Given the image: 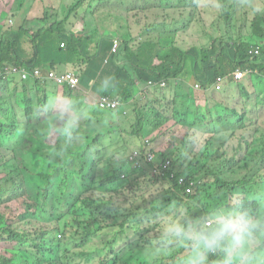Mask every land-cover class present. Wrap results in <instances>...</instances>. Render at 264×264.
Here are the masks:
<instances>
[{
	"label": "trees",
	"instance_id": "16d2710c",
	"mask_svg": "<svg viewBox=\"0 0 264 264\" xmlns=\"http://www.w3.org/2000/svg\"><path fill=\"white\" fill-rule=\"evenodd\" d=\"M163 1L152 0L151 4L147 7L156 9L153 10L156 12L160 7V2L162 3ZM247 1L251 3L253 0ZM121 2L122 0H70L69 4H61L56 7H54L53 3L39 5L43 16L38 19L39 27H35L36 30L34 31L33 38H50L51 40L62 41L61 44L64 43V47L59 46L57 51L69 53L71 56L78 55L80 62L85 61L84 56L89 40L83 32L75 33L72 31L74 27V23L71 21L73 17L72 11L74 8H78L80 10L79 13H85L87 9H90L110 20L119 18L125 20L121 16ZM217 4L220 6L224 26L221 28L217 24L218 30L214 27L210 28L213 36L218 38V42L213 47L211 46L212 44L207 47H203L202 44L197 46L201 47L200 51L196 47L188 50L182 46H176L175 36L178 30L185 29L188 26L186 22L173 19L172 21H177V31L176 35L171 37L175 26L172 23L166 22V9H160L163 11L161 17L165 21L162 24L153 23L151 28H149L151 21L155 20L159 16V13L153 16L150 15V10L145 11L144 25L137 34L129 26H127V30L118 33L121 39L120 48L117 54L110 57L111 61L109 58L107 62L108 64L110 61L114 66L112 73L113 84L109 85L105 94H112V92L119 89L122 83H126L123 87L125 89L123 91L125 97H119L121 103L126 104L127 100H129L127 96L131 95L130 89L134 84L145 82L147 85L149 81L159 82L162 80L169 82L170 80L185 77L186 59L188 57H192L200 64L199 67L192 68V72L196 75V78L191 76L189 80H194L195 84H200L201 88L205 91L211 87L218 76L226 75L237 68L246 69L250 67L264 71V61H259V59H255L249 63L246 61L248 57L247 51L253 46H258L260 51L264 53V8H261V11L259 10L260 12L257 11V13L253 11V18L248 29L245 23L237 25L235 22L239 18V9H242L244 12L247 11L238 0H217ZM68 6L70 7L68 8ZM177 12L181 14L187 12L189 17L199 16L200 14L199 8L196 7L178 6ZM179 25H183V27ZM34 26L36 24L30 25V27ZM0 28H3V25H0ZM6 32L10 34V36L8 35L9 40L11 38L17 40L11 29H7ZM26 32L23 28L20 29L22 38H24ZM99 42L102 43L103 48L108 47L109 51H111V38L105 37L100 39ZM13 46V41H9L7 44L4 42V33H2L0 36V56H2L3 52L9 55V50ZM38 51L40 52V49ZM121 59L127 60L124 66L120 65ZM1 65L2 62H0V68ZM24 66L29 69L33 67V62L27 63ZM128 66L139 70L137 76H132L129 73ZM108 70L103 69V73H106ZM255 76H257L255 77L256 81L258 79L260 82V87L255 92L248 90L242 83L243 81L239 83L242 89L236 95L234 105L232 104L229 107V112L237 117V121L234 124L229 123V114L221 98L215 96L217 103L211 106H207L205 103L198 106L196 105V99L192 100L193 105L201 113V119L196 125V130L210 135L207 143H203L206 146L202 153L204 157H201L200 154L196 155L194 162L180 168L177 172L173 169L175 160L182 155L180 147L162 152L158 157L153 156L151 161H148L147 154H145V159L141 158L140 153L137 156L129 155L126 157V165L136 163L140 165L141 169H150L154 175H159V172L156 170L162 171L160 173L161 179L152 177L148 170H142L139 174L129 178H120V174L124 172V167L116 171L117 174L114 171L107 177L100 176L103 172L88 175L79 169L78 177L81 179V182L87 181V184L91 187L79 195L82 200L84 197L85 206L89 209L104 207L106 212L108 210L113 211L118 216L124 217L123 223L130 219L135 223V225H132L139 231L142 227L141 223L148 220L151 215L149 212H144L141 209L128 213L122 211L121 208L124 206H132L133 204L140 206L134 200L130 201L125 197H120L119 195L125 194L122 191H137L146 201V205L148 202L156 203L179 194L180 197L184 195L188 196L189 200L192 199L188 211L189 216L196 218L205 217L209 221L208 224H211L212 219L210 218L212 215L224 207L223 193L235 190L237 188L236 185H241L245 189L253 188L252 180L255 174L264 171V108L261 109L259 107L254 111L256 119H252L253 115H248L244 110V106L249 99H255L257 106H264V79L258 75ZM27 80H25L27 82L14 81L25 84L22 85L25 91L21 95V102L10 98L3 99L0 102V239H4L9 245V247L5 248L4 253H0V264H94L95 254L100 249L107 251L108 255L107 258H102L97 264H127L130 244H119L117 246L105 231L100 230L91 236L89 231H85L84 228L82 231V234L89 235L83 237V243L88 240H93V242L99 241L100 246L97 250H79L76 258L64 257L62 251L59 255L53 254L54 246L58 245V243L56 235L52 234L55 230H60L59 224L61 218L54 212V209L58 208L57 202L48 193L53 184L52 178L54 172L66 169L64 165L70 162L68 155L76 150L77 142L73 136L72 139H68L67 133L73 128L69 126L68 117L57 113L53 107H50L49 121L38 130L41 135L40 141L45 140L50 127L56 124H60L61 126L53 127L59 133L55 143L52 145L44 143L47 148V154L44 156L46 159L38 158L36 154L39 155L40 153L34 154L31 151H27L25 147H4V143L14 134L25 133L33 136L31 116L34 114V109L33 101L29 97V87L39 90L42 83L34 78ZM61 87L64 90L63 97L69 99L70 102L84 100L82 95L75 93L79 90L80 85L78 87H71L69 84H64ZM211 94H214V92L211 91ZM16 107L20 108L21 116L16 114ZM96 107L89 111L90 117L88 119L90 122L97 114L106 111V109L100 107L99 100H97ZM94 114L95 116H93ZM178 114L176 112L173 116L181 124L180 119L182 115ZM245 114L250 117L253 124H250L245 119ZM259 114H261V117ZM183 116L186 117L187 114L184 113ZM142 122L143 117L138 119L139 125ZM164 126L165 124L160 122L156 131L161 130ZM119 130L120 128L117 126L108 140L101 141L96 151L91 148L95 140L87 136L85 140L88 148H90L87 149V156L95 160L98 165H101L106 153L112 154L113 148H119L117 153L127 150L121 135L116 132ZM253 134L262 138L259 145L260 151L256 155L247 152L242 157H237L228 152L229 148L233 150L235 146L241 147L244 143L250 146L249 137ZM32 139L34 140V137ZM183 144L186 145L187 143L184 142ZM193 144L187 149L193 151ZM79 148H81L80 145ZM18 149L25 150V152H21ZM167 161L172 163L173 169H163ZM110 164L115 165V163ZM38 165L41 166L38 174L42 178L44 186L37 192H34L26 185L27 176L25 177L24 174H32L34 167ZM20 170L24 171L20 174H13ZM239 170L244 173L241 177L229 178L226 176L228 173ZM192 175H197L198 177L204 175L202 179L204 182L207 181L206 183L209 187L206 195L201 194L203 185L198 186L194 192L186 193L184 191L185 185L188 183L185 181L196 178L192 177ZM110 178H116V181L112 182ZM180 178H184V182L180 183ZM98 181H102L100 186H104L102 188L104 192L101 195L102 204L97 203L93 206L90 202H96L97 200L90 195L91 192L89 191L95 189L93 187L95 183L99 185ZM164 181H167L168 184ZM166 189L168 193L162 194ZM20 197H22V201L16 202V208L7 217L6 214L10 210L11 200ZM182 199L185 200L184 198ZM143 205H145V202ZM239 208L249 210L253 214H264V204L262 207V203L251 196L242 197ZM142 237L153 240L149 235L143 234ZM142 245L144 246L143 251L152 248V246L146 243L141 244V248ZM80 246L85 247V245ZM102 246L107 248H102ZM157 247L162 248L159 244ZM213 257L216 264L218 258Z\"/></svg>",
	"mask_w": 264,
	"mask_h": 264
},
{
	"label": "rangeland",
	"instance_id": "374dc122",
	"mask_svg": "<svg viewBox=\"0 0 264 264\" xmlns=\"http://www.w3.org/2000/svg\"><path fill=\"white\" fill-rule=\"evenodd\" d=\"M241 5H243L247 11L244 12L242 9L238 10L239 18L235 20L237 25L245 23L250 28V23L253 18V11L257 13L261 8H264V0H253L249 3L247 0H238ZM70 0H0V21L3 22V25H12L9 23V18H7L11 13L18 12L21 9L25 8L24 12L26 13L30 7H34L37 12V7L40 9L39 5H44L47 3H53L54 7L61 4H69ZM152 0H122L121 6V16L125 20L119 18L116 20H110L100 13L93 12L90 9H87L85 13L80 12L78 8H74L72 11L74 19L82 18L85 22V28L82 27L80 32L88 33L91 36L97 35H118V33L123 30H127V26L134 33L139 32L145 21V11L150 10V15H156L159 13V16L155 20H152L149 28L153 23L162 24L165 19L162 18L163 11L160 9H166L167 13L166 22L172 23L175 26V30L172 32L171 37L176 35V24L177 21H172L177 19L187 23L185 29L178 30L177 35L175 36L176 46H182L183 48L190 49L195 48L201 44L208 43V45L213 46L218 42V38L213 36V33L210 31L211 27L217 29V24L224 26L222 21V16L220 12V6L217 4V0H164L160 2V7L156 12L147 7L151 4ZM178 6L184 7H196L199 8V16L189 17L188 13L185 12L181 14L177 12ZM70 6H68L69 8ZM261 11V10H260ZM259 11V12H260ZM12 21V20H11ZM172 21V22H171ZM13 22V21H12ZM183 27V25H179ZM89 27V29H88ZM218 30V29H217ZM258 31V30H256ZM120 37V36H119ZM140 38V37H138ZM189 53V52H188ZM3 56V54H2ZM1 56V57H2ZM2 62L1 67L9 66L3 62V58L0 60ZM188 60L186 59V63ZM194 64V62H193ZM48 71H42V76L47 75ZM28 81V80H27ZM25 81V82H27ZM42 83L40 80H38ZM245 87L248 89L251 88L248 83V79H244L242 82ZM169 83H167L168 85ZM22 85H25L23 82H14L10 83H1L0 85V102L6 99L19 100L21 102V95L25 88H22ZM143 85H146L143 83ZM67 87V86H65ZM40 90L36 89L38 95V102L36 107H38L41 112L34 113L31 118L32 124V135H27L25 133H17L10 137L8 141L4 143V147L15 148V147H25L27 151L32 153H40L38 158L46 159L44 156L47 154V148L44 143L47 145H52L55 143L56 139L59 136L58 131L53 127H60V124L53 125L50 127V130L45 138V140L40 141L41 135L38 130L42 128L50 119V108L44 107V90L43 83L39 87ZM223 89V88H222ZM221 90L210 89L207 93H204L201 89H196L197 93L190 92L189 94L196 99L198 104L205 103L207 106H211L217 103V98H221L225 103V97L220 92ZM33 91V90H32ZM31 91V92H32ZM39 91V92H38ZM211 91L214 94H211ZM63 87L58 92L59 100L54 107L52 104L50 107H53L57 113L65 115L68 117L69 126L73 127L68 133V139H72V136L77 142V148L75 151L71 152L68 156L70 157V162L65 164L63 171L58 170L53 174V184L51 186L50 195L53 200L58 204V208L54 209V212L61 218L58 231H54L52 235H56L58 245L54 246V255H59L61 251L63 252L64 257L76 258L79 250H97L99 248L98 243H93V240H88L83 243L82 239L87 234H82L83 228L85 231H89L90 236L95 234L97 231H105L109 238L113 239V242L118 246L129 243V257L127 258V264H181L183 258L188 254V250L180 245H175L169 249H164L157 247L160 232L162 225L158 224V220L164 216H172V206H176L183 210H186L187 214L190 209L192 199L189 200L188 196L179 194L171 196L170 198L160 200L156 203L148 202L135 190H126L122 191L125 194L119 195L120 197H125L130 201H135L138 205H132L127 207H122L121 210L125 213L130 211H135L141 209L144 212H149L151 217L148 220L142 222V227L139 231L135 229L132 225L133 223L128 219L123 223L124 217L118 216L113 211H107L104 207H93L89 209L85 206L84 197L83 200L79 196L83 192L89 190L91 187L87 184V181L81 182V179L78 177V170H82L83 173L88 175H93L94 173L100 174L102 177H107L111 175L114 171H118L121 167H124V172L120 174V178H129L134 175L139 174L142 170H148L152 177L160 178L162 171L156 170L159 172V175H154L150 169H141L140 165L134 164H125V159L129 155H135L139 151L141 158L145 159V154L147 151L151 152L154 157L162 152H166L172 148L180 147L182 155L175 160L174 169L172 163L168 161L163 166L165 168H172L175 172L179 171L180 168L189 165L191 162L195 161L196 155H201L205 147L203 143H207L210 135L201 131L196 130V125L200 122L201 113L200 111L191 105L185 98L186 92L182 90L178 85H174L172 88L168 86L158 89L151 88L147 86L146 88L138 89L136 92H131L129 100L127 103L121 107V109L126 108L125 119L127 125L123 126L121 124H112L108 130V134L100 136L99 129L96 126V119L99 115L97 114L92 121L90 122L87 116H79L78 113H74V108L78 101L68 103L67 98L63 97ZM76 91L75 93H77ZM30 94V93H29ZM229 94V93H228ZM34 98V94H31ZM255 95V93H254ZM216 96V97H215ZM98 97L95 95H89L88 99L84 101L86 103L96 102ZM75 103V104H74ZM253 107H249V110H254L256 100H253ZM45 101V105H46ZM74 104V105H73ZM73 106V108H72ZM261 109L264 106H257ZM119 109V111L121 110ZM229 114V123L234 124L237 121V117L229 112V108L226 107ZM15 112L18 116H21V110L19 107H16ZM178 112V115L181 116V124L177 121V118L173 115ZM87 113V112H86ZM112 112L105 111L104 117L110 115ZM184 113L187 114L184 117ZM143 117V122L141 125L138 124V119ZM245 119L250 123L252 120L250 117L245 114ZM163 122L165 126L161 130H157L160 122ZM259 121V118H258ZM119 126L120 130L118 132L123 141L126 144L127 150L122 153H117L118 147L112 149V154L105 155V159L101 165H98L97 162L93 159H90L87 156V143L85 138L87 136L91 137L94 143L91 145L95 151L99 148L101 141H106L115 131V128ZM156 131V132H155ZM72 134V135H70ZM34 137V140L32 139ZM262 138L256 134H253L249 137L250 146H247L246 143L240 146H235L231 150L228 146V152L234 154L237 157H242L245 153L251 152L257 154L260 149L259 145ZM187 144L184 145L183 143ZM196 143V144H193ZM145 144V146H144ZM194 145L193 151L187 149L189 146ZM79 145L81 148H79ZM45 146V147H44ZM21 152L25 150L18 149ZM117 154V155H114ZM121 159V161H120ZM223 161V160H221ZM110 163H115L112 165ZM217 163V162H216ZM218 164V163H217ZM41 170V166H35L34 172L32 174H24L26 177V185L29 186L31 190L37 192L44 186L42 178H40L38 171ZM24 170L16 171L13 174H20ZM243 171L239 170L237 172L226 174L229 178L241 177ZM160 176V177H159ZM112 177V176H111ZM188 181L185 182H194L192 185L194 192L198 186L203 185L201 190L202 195L208 193L207 181H203L204 175L197 176L192 175ZM211 177V176H210ZM1 179V174H0ZM112 182L116 181V178H110ZM98 184H94V190H91V196L96 202H90L93 206L97 203L102 204L101 195H102V186L100 184L102 181H98ZM167 183V181H164ZM168 184V183H167ZM253 188L245 189L241 185H236V189L229 192L223 193V202L224 207L219 210H239V205L242 197L251 196L258 199L264 204V171L255 174L252 180ZM88 192V193H89ZM120 192V191H119ZM87 193V194H88ZM168 190L162 194H167ZM112 200V199H111ZM10 210L7 212L6 216L11 215L12 211L16 208V202L22 201V197L11 200ZM145 202V205L143 203ZM61 208V209H59ZM214 215V214H213ZM212 215V217H213ZM212 217L210 219H212ZM52 232V231H51ZM149 235L153 240L143 238L142 236ZM89 236V235H87ZM147 244L152 246V248L143 251L144 246L141 244ZM80 245H85L81 247ZM9 247L7 242L4 239H0V253H4L5 248ZM78 247V248H77ZM102 248H107L102 246ZM107 251L100 249L95 254L94 264H97L98 261L107 258ZM118 264V263H116ZM209 264H215L214 257L209 258ZM217 264V263H216ZM254 264H264V241H259L254 247Z\"/></svg>",
	"mask_w": 264,
	"mask_h": 264
},
{
	"label": "crops",
	"instance_id": "0c3cea01",
	"mask_svg": "<svg viewBox=\"0 0 264 264\" xmlns=\"http://www.w3.org/2000/svg\"><path fill=\"white\" fill-rule=\"evenodd\" d=\"M25 8L21 9L20 11H16L11 13L7 18L11 19L9 20L10 25H3V22L0 21V25H3V28H0V36L2 33H4V42L7 44L9 41L14 42V46L10 48L9 55H7L5 52H3V56H0V60L3 58V62L7 65L11 64H20V65H26L27 63L33 62V66L41 67V71H46V69H53L57 73H64L73 71L77 75L81 76L82 81L79 87V90L77 94L82 95L85 99H88L89 95H95L98 98L101 96V94L105 93V87L104 84L106 83L107 86L113 84L112 80V73H113V65L111 64V58L108 64L104 63V60L109 57L110 51L109 48H103L102 43L99 42L100 39H103L105 37H109L111 39L116 36L111 35H100V36H93L91 37L90 34L84 33L89 40V44L85 51L84 59L85 61H81L78 58V55L71 56L69 53H60L57 51L59 46H61L62 41H55L51 40L50 38H33L34 31L36 30L35 27H39L38 19L43 16L42 10L38 9L37 12L34 7H30V9L25 13ZM0 13H4L1 11ZM27 21V22H26ZM74 23V27L72 28V31L75 33H79L82 29V27L85 28V22L82 20V18L71 20ZM31 24H36L34 27H30ZM23 28L27 32L24 35V38H22L20 34V29ZM7 29H11L14 33V37L17 40H14L11 38L9 40L8 35L9 33L6 32ZM89 29V27H88ZM120 38V37H119ZM203 47L209 46L207 43L202 44ZM213 47V46H212ZM40 49V52L38 51ZM198 51H200L201 47H196ZM188 62L186 67V74L185 77L180 79H174L170 80L167 86L169 88H172L174 85H178L182 90L186 92V100L193 105L192 100L194 98L189 94L190 92L197 93L196 89L193 88L195 83L194 80H189V77L194 76L196 78V75L192 72V68L199 67V63L197 60H194L192 57L187 58ZM194 62V64H193ZM120 65L124 66L127 63L126 59L120 60ZM103 69H109L106 73H103ZM129 73L132 76H137L139 70L133 69L130 66H128ZM246 78L248 79V83L250 84L251 88L248 90H251L255 92L260 87L259 80L255 79V77ZM15 77H10L8 80L4 83H10L12 84L15 81ZM243 81V80H242ZM240 81V82H242ZM235 80H229L228 82H225L222 86V94L225 97V100L227 103H225L226 107H231L232 104L235 103V97L238 93H240V90L242 89L239 86V83ZM145 83V82H144ZM146 84V83H145ZM126 85V83H122L121 86H119L118 90H115L112 92V94H109L113 97H125L123 95V91L125 89L123 88ZM246 86V85H245ZM107 87V88H108ZM146 85H143V83L134 84L131 86L130 91L136 92L138 89L146 88ZM62 87L55 85L54 83L46 82L43 83V90H44V107L50 108L51 104L56 107V104L59 100L58 92L60 91ZM30 95L29 97L33 101V109L34 113L41 112V110L36 107L37 101H38V95L36 92V88L29 87ZM33 90V91H32ZM40 90V89H39ZM202 90V89H201ZM32 91V92H31ZM204 93H207L208 91L202 90ZM229 93V94H228ZM31 94H34V98ZM255 96V95H254ZM84 100H78L77 104L74 108V113H78L79 116H87L90 117V109H93L96 107V102L86 103ZM253 100L249 99L247 100V103L244 106V110L248 115H253L252 119H256V115H254V111L258 108L255 104L254 110H249V107H253ZM46 101V105H45ZM196 102V101H195ZM68 103H70V100H68ZM125 105V103H122V105L116 110V111H109L112 112L110 115H106L104 117V112L100 113L102 115H99L96 119V126L100 130V135L108 134V130L110 129V126L112 124H121L123 126L127 125L126 121V108L121 109V107ZM196 105L200 106L197 102ZM195 107V106H194ZM97 108V107H96ZM99 109V108H98ZM119 109H121L119 111ZM101 110V109H100ZM87 112V113H86ZM95 116V114L93 115ZM261 117V114H259ZM32 117V116H31Z\"/></svg>",
	"mask_w": 264,
	"mask_h": 264
},
{
	"label": "clouds",
	"instance_id": "9594fccd",
	"mask_svg": "<svg viewBox=\"0 0 264 264\" xmlns=\"http://www.w3.org/2000/svg\"><path fill=\"white\" fill-rule=\"evenodd\" d=\"M115 39H118L121 45V39L119 37H115L112 39V47ZM61 47H64V43L61 44ZM111 51L109 57L104 60L105 64H107L111 56L118 53L117 51V53L113 54ZM12 66H19L27 69L24 65L11 64L9 66L1 67L0 70ZM34 68L39 69L41 77L35 78L29 76L27 79L34 78L40 80L42 83H54L53 81L47 79L48 74L42 76L41 67L33 66L27 70L30 71ZM46 71L55 72L53 69ZM69 72L75 73L73 71ZM55 73L63 74L57 72ZM77 76L80 78L81 84L82 78L79 75ZM10 77H15V81L27 80H22L16 75H9L5 79L0 80V85L1 83L6 82ZM230 80L234 79L231 78ZM162 81L165 82V86L163 87L159 85L161 81H149L157 83V85L150 86L148 82L146 86L162 89L167 86V82L164 80ZM54 84L57 85L56 83ZM195 85L193 88L202 89L201 86L200 88H196ZM104 87L105 90H107L108 86L106 83L104 84ZM210 89L214 88L210 87L208 90ZM102 96H108L111 99L118 100L120 102L118 108L122 105L119 97H113L105 93L101 94L100 97ZM117 109H106V111H116ZM138 154L139 151L137 152V155ZM146 154L148 155L152 153L147 151ZM187 184H189V182ZM171 210L174 215H164L157 221L158 224L162 225L158 244L164 249H169L173 245H180L181 247L186 248L188 250V254L183 258L181 264H209V258L212 256L218 258L217 264H254V247L257 242L264 241V214H253V212L244 209H223L216 211L212 217V223L208 224L207 218L189 216L186 210L176 206H172ZM93 243H98L100 246L98 240Z\"/></svg>",
	"mask_w": 264,
	"mask_h": 264
},
{
	"label": "built area",
	"instance_id": "2783aa9c",
	"mask_svg": "<svg viewBox=\"0 0 264 264\" xmlns=\"http://www.w3.org/2000/svg\"><path fill=\"white\" fill-rule=\"evenodd\" d=\"M119 46H120V41L118 39H115L111 52L113 54L117 53ZM247 55L248 57L246 58V61L248 63L254 61L255 59H259V61H264V53L260 51V48L258 46L251 47L247 51ZM9 75H16L22 80L27 79L29 76H32L35 78L41 77L40 71L37 68H34L28 71L27 69L23 67L12 66V67H6L0 70V80L5 79ZM255 75H258L259 77L264 79V71H259L257 68L256 69L250 68V67H247L246 69L237 68L236 70L232 71L229 74L218 76L216 80L214 81V83L211 85V87L216 90H221L223 84L227 82L228 80H230L231 78H233L235 81H242L246 78L257 77ZM47 79L50 81H53L54 83L60 86L64 84H69L71 87H78L80 84V78L75 73H71V72H67L63 74H56L55 72L51 71L48 73ZM149 85L156 86L157 83L149 82ZM159 85L163 87L165 86V82L161 81ZM195 87L200 88V84L197 83ZM99 104H100V107H102L103 109L113 110V109L118 108V106L120 105V102L118 100L111 99L108 96H102L99 98ZM136 155H137V152L134 156ZM147 156H148V161H151L153 155L148 154ZM182 182H184V178H180V183ZM193 184L194 182H189V184L185 186L186 193L192 192ZM208 222L209 221H207V223Z\"/></svg>",
	"mask_w": 264,
	"mask_h": 264
}]
</instances>
